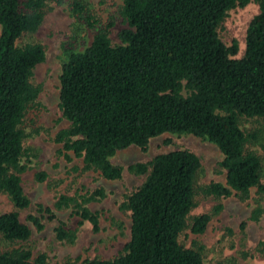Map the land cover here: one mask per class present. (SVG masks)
Returning <instances> with one entry per match:
<instances>
[{"label": "trees", "instance_id": "16d2710c", "mask_svg": "<svg viewBox=\"0 0 264 264\" xmlns=\"http://www.w3.org/2000/svg\"><path fill=\"white\" fill-rule=\"evenodd\" d=\"M49 1L0 0V194L14 206L0 215V234L11 244L27 242L32 235L19 213L31 206L21 177L27 170L23 125L42 90L32 78L46 61V48L25 39L41 28ZM252 2L259 4L260 13L248 28L245 55L238 59V42L227 46L218 30L228 12ZM63 5L73 19L70 40L80 42L79 48L64 46L61 57L60 108L70 127L55 141L64 146L66 159L72 161L73 153L85 170L117 181L123 168L111 159L118 152L132 146L148 152L152 139L164 134L193 136L221 151L226 171V183L203 186L202 195L248 200L254 188L264 194V154L249 149L258 143L264 151V138L241 124L244 119L264 121V0H121L116 10L124 27L118 45L110 38L119 24L116 16H99L92 0ZM130 171L147 175L122 205L133 217L131 240L118 257L86 264H208L200 252L180 243L197 206L196 179L202 171L197 155L177 150ZM46 178L38 175L40 182ZM104 197L103 190L61 196L55 209L74 207L80 224L89 222L98 232L101 218L87 205ZM41 210L57 220L52 209ZM221 210L217 207L216 213ZM212 216L195 217L193 233L204 234ZM30 220L43 230L39 218ZM56 234L63 242L76 240V232L62 222ZM46 260L45 255L33 259L24 248L0 251V264Z\"/></svg>", "mask_w": 264, "mask_h": 264}, {"label": "rangeland", "instance_id": "374dc122", "mask_svg": "<svg viewBox=\"0 0 264 264\" xmlns=\"http://www.w3.org/2000/svg\"><path fill=\"white\" fill-rule=\"evenodd\" d=\"M92 1L96 5V14L106 19L110 15L118 19L119 24L112 29L110 38L114 45L120 44L118 34L124 26L116 6L121 0H104L103 3L102 0ZM64 2L67 4L68 0H50L49 12L41 28L35 35L25 39V42L34 41L46 48V61L37 66L32 78L33 85L40 86L42 90L36 110L29 113L23 125L26 134L23 164L27 170L21 177L31 206L19 213L20 220L29 226L32 235L27 242L11 244L4 241L0 234V251L24 248L32 252L33 259L45 255L46 264H86L89 260H112L118 257L131 240L133 218L130 212L122 209V205L147 178V175L131 172L130 167L147 164L162 154L189 150L200 159L202 171L196 179L197 206L191 212L188 227L180 237L181 245L200 252L208 264H264V194L259 195L258 189L254 188L248 200H241L237 196L221 200L205 197L200 192L201 187L211 183H226V171L220 165L224 158L215 145L193 136L164 134L152 139L148 152L135 146L118 152L111 161L123 168L122 178L109 182L100 173L85 170L83 160L75 158L73 153H70L72 161L64 157V146L55 141L59 132L70 127V122L64 118L60 108L61 57L64 46L68 49L80 47V42L72 43L70 40L73 19L66 11ZM259 13V4L252 2L244 8L238 7L228 12L219 27L223 43L231 46L234 41L238 42V59L245 55L248 28ZM241 124L246 132H261L264 138V121L244 119ZM249 149L260 157L264 154L258 143L250 145ZM41 173L47 175L44 182L38 180ZM99 190L104 191L105 197L97 198V201L87 205L101 218L98 232L93 230L89 222L80 224L83 220L75 214L74 207L55 209L61 196L78 198ZM41 206L52 209L57 220H50ZM219 206L222 210L217 214L216 208ZM12 211L14 206L10 198L0 194V215ZM204 214L213 215L205 233H193V219ZM30 217L39 218L44 225L43 230H38ZM60 222L65 224L67 230L76 232L73 243L57 239L56 229Z\"/></svg>", "mask_w": 264, "mask_h": 264}]
</instances>
